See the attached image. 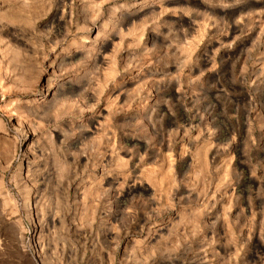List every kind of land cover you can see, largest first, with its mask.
I'll list each match as a JSON object with an SVG mask.
<instances>
[{"label": "rangeland", "instance_id": "374dc122", "mask_svg": "<svg viewBox=\"0 0 264 264\" xmlns=\"http://www.w3.org/2000/svg\"><path fill=\"white\" fill-rule=\"evenodd\" d=\"M0 264H264V0H0Z\"/></svg>", "mask_w": 264, "mask_h": 264}]
</instances>
